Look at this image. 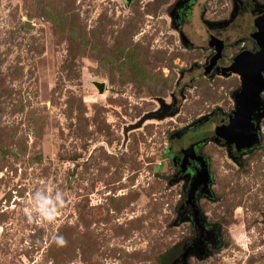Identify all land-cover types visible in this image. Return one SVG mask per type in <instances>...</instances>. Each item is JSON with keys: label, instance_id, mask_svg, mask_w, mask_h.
Here are the masks:
<instances>
[{"label": "rangeland", "instance_id": "374dc122", "mask_svg": "<svg viewBox=\"0 0 264 264\" xmlns=\"http://www.w3.org/2000/svg\"><path fill=\"white\" fill-rule=\"evenodd\" d=\"M184 1L0 0V264H171L192 237L172 157L212 136L211 114L239 87L203 75L204 24H225V65L255 47L250 5L264 0L231 20L237 0H195L180 27L191 46L172 20ZM161 103L174 112L143 121ZM258 128L240 165L199 147L214 199L197 203L217 244L187 264H264V110ZM36 191L62 194L52 222L37 218Z\"/></svg>", "mask_w": 264, "mask_h": 264}, {"label": "flooded vegetation", "instance_id": "af4514ba", "mask_svg": "<svg viewBox=\"0 0 264 264\" xmlns=\"http://www.w3.org/2000/svg\"><path fill=\"white\" fill-rule=\"evenodd\" d=\"M194 2L195 0H185L184 2H181V5L176 6L174 13L172 14V20L174 22L175 28L178 31L182 42L186 46H191V44L181 32L180 27L182 25V22L186 19L187 14L189 13ZM244 5L245 4H243V0H237L235 9L233 11L234 14L233 17L236 16L238 11H241L244 8ZM250 6L252 8L250 10V14L253 15L252 17V28H253L255 19L264 15V8L255 7L253 4H251ZM232 18L230 17V20ZM204 25L206 28V34H205L206 45L209 49L213 50V54L212 56H210L208 62L203 67V75L211 76V74H213L211 72H214V74H219V75L222 74L223 76L228 77L231 74H235L238 77L239 87L230 95L231 101L233 103L232 104L233 108L229 112L227 113L219 112L217 116L216 115L214 116V114L217 112L211 114V118L215 119L214 122L212 123L213 126L212 136L209 137L207 141L197 142L187 147V148L192 147L193 157H190L188 153H186V159L183 161L184 159L183 152L181 153V156L179 158L175 156L172 157L173 159L172 161L174 162V167H175L174 174L176 176V179L181 178L182 180H184V185L182 189L183 196L179 200L177 207L178 217L179 220L180 219L186 220L192 225L193 233H192V237L187 242L176 248L175 254L170 261L171 264H181L180 255L183 253L186 247L191 245V243L194 240L196 241L199 240L203 243L210 244L209 239L211 238V234H212L209 232L210 230L214 231L215 236L217 238V228L215 226L207 225L203 223L202 225L203 228H200L194 222L192 217L191 206H193V203H195V205L198 208L197 202L200 198H205L206 200L209 201H212L214 199L213 194L209 189L210 183L207 184L208 194L202 191L201 177H199L200 163L194 157L201 158L202 162L206 166V170L210 182H211V178H210V173L208 172L207 160L200 153L199 147L204 146L208 142L215 143L216 145H219L225 149L228 158H230L236 165H240L241 157L243 155H245L247 152L251 151L252 149L258 148L260 146L258 119L259 117L262 116L264 110L260 93H259V102L261 103V105H257L252 97L245 98L243 94V89L241 87L239 75L227 70L231 65L230 62L232 61V59L235 56H237L239 53L244 51L249 53H255L259 50V48L256 45V42L251 38L255 45L254 48H252L251 50H240L237 54L232 56L225 65L218 66L216 62L221 57L223 44L222 41L218 39V34H216L215 32L217 31L216 29H218L219 27H223L225 24L222 23V24H204ZM216 41L220 42L221 50L219 52V56L216 57L213 63L211 64L210 60L215 54ZM261 75L262 78L264 79V72ZM171 103H172L171 105L175 104L174 101H172ZM169 109L171 110V106ZM239 113L240 115H242L241 117L242 119L240 118L241 121L240 120L237 121L236 119ZM208 119L206 118L205 120L208 121ZM236 123L238 125L239 123H241L244 126L243 128H245V131L243 130V128L241 132L237 130L236 131L232 130L233 126H235ZM254 128L256 129L255 130L256 139L254 137L251 138V134L253 133ZM233 132H235L236 135L235 134L234 135L236 136V138L232 136ZM182 162H183V166L181 165ZM205 231H208V234Z\"/></svg>", "mask_w": 264, "mask_h": 264}, {"label": "water", "instance_id": "95a60500", "mask_svg": "<svg viewBox=\"0 0 264 264\" xmlns=\"http://www.w3.org/2000/svg\"><path fill=\"white\" fill-rule=\"evenodd\" d=\"M178 5H181V3H178ZM234 16L232 14L231 18ZM251 38L256 42V45L258 46L259 50L255 53H249V52H241L237 56H235L232 61L230 62V67L227 69L230 72H234L239 75L240 77V83L241 87L243 89L244 97H252L257 105H261L259 102V93L264 89V79L262 78V73L264 72V15L258 17L255 19L253 24V31L251 33ZM221 50V44L219 41H216L215 43V54L211 58L210 62L211 64L215 60L216 57L219 56V52ZM169 105L160 104V109L156 113H152L149 116L143 118V121L148 118H161L164 115H168L170 113H173L174 110L169 109ZM242 115L240 113L237 116V121L240 120ZM242 119V118H241ZM246 120V118H245ZM241 121V120H240ZM244 126L239 123V125L236 123L235 126H233L234 131H242V128ZM250 127V125H249ZM245 131V128H243ZM255 128L253 130V133L251 134V138L254 137L256 139L255 134ZM235 132L232 133V136L236 138ZM184 159H186V153L190 157H193V149L192 147L187 148L186 150H183ZM200 164V173L199 177H201L202 182V191L206 192L208 194L207 190V184L210 183L209 176L207 174L206 166L202 162L200 157H194ZM183 166V162L181 163ZM192 207V217L194 222L200 227L203 228L202 225L204 223V218L199 212L197 206L195 203H193ZM179 221H182L181 219ZM208 234V231H205ZM211 234V238L209 239V243L212 245L217 244V238L215 236V233L213 230L209 231ZM205 245L206 243H203L199 240H194L190 246L186 247L183 251V253L180 255V263L186 264V258L187 256L194 252L196 256L202 257L205 255Z\"/></svg>", "mask_w": 264, "mask_h": 264}, {"label": "clouds", "instance_id": "9594fccd", "mask_svg": "<svg viewBox=\"0 0 264 264\" xmlns=\"http://www.w3.org/2000/svg\"><path fill=\"white\" fill-rule=\"evenodd\" d=\"M31 198L36 205V214L40 222H52L56 216L59 209L66 206V202L61 193L57 192L55 199L47 193L36 191L31 194ZM29 220H33V212L31 209L27 212ZM59 243L65 244L66 241L63 237L57 238Z\"/></svg>", "mask_w": 264, "mask_h": 264}]
</instances>
